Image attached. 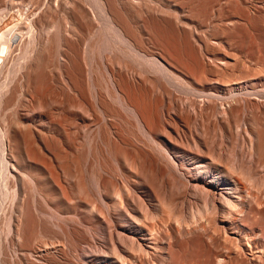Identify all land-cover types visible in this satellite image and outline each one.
<instances>
[{
	"label": "rangeland",
	"instance_id": "374dc122",
	"mask_svg": "<svg viewBox=\"0 0 264 264\" xmlns=\"http://www.w3.org/2000/svg\"><path fill=\"white\" fill-rule=\"evenodd\" d=\"M9 7L0 142L21 120L28 164L0 167V264H264V0Z\"/></svg>",
	"mask_w": 264,
	"mask_h": 264
},
{
	"label": "bare ground",
	"instance_id": "6f19581e",
	"mask_svg": "<svg viewBox=\"0 0 264 264\" xmlns=\"http://www.w3.org/2000/svg\"><path fill=\"white\" fill-rule=\"evenodd\" d=\"M17 1V0H16ZM30 1V0H29ZM35 1V0H34ZM37 1V0H36ZM39 1V0H38ZM67 2V1H66ZM7 3V2H6ZM24 3V2H23ZM22 3V4H23ZM27 3H30V2H27ZM75 3L76 2H74V5L73 6H75ZM2 4V3H1ZM14 4V3H13ZM21 4V5H22ZM31 4V3H30ZM29 4V5H30ZM37 4V3H36ZM67 4V3H66ZM114 4V3H113ZM11 5H12V3H11ZM15 5L17 6V4L15 3ZM32 5V4H31ZM68 5V4H67ZM70 5H71V2H70ZM61 6V5H60ZM72 6V7H73ZM83 6V5H82ZM12 9H13V5L12 6H10ZM9 7V9L8 10H6V11H2V12H4L5 14L3 15V13H2V16L0 17V69H1V65L3 66V64H2V62H4L5 61V58L7 57L6 55L8 54V53H11V50H12V45H13V43L18 39V38H20V36H21V33H22V28L25 26L24 24H25V22L24 21H26L27 20V18H26V20H24V19H22V18H24L23 16L24 15H26L25 14V12H26V10H25V12L23 11V7H24V5H23V7L21 8V9H16V10H11V8ZM71 8V7H70ZM74 9L76 8V7H73ZM81 8V7H80ZM26 9V8H25ZM49 9V8H48ZM72 10V9H71ZM79 10H81V9H79ZM117 10V9H116ZM32 11V10H31ZM1 12V11H0ZM69 12H71L70 10L68 11V13ZM85 12V11H84ZM27 13V12H26ZM65 13V12H64ZM24 14V15H23ZM33 14H34V12H33ZM45 14V13H44ZM43 14V15H44ZM81 14V13H80ZM87 14V13H86ZM71 15V14H70ZM29 16V15H28ZM33 16V15H32ZM40 16V15H39ZM69 16V15H68ZM26 17V16H25ZM42 17V16H41ZM33 18V17H32ZM72 18H74V17H72ZM76 18V17H75ZM35 19V18H34ZM45 19V18H44ZM68 19V18H67ZM88 19V18H87ZM22 20H24V21H22ZM39 20V19H38ZM50 20L51 19H49V22H50ZM72 20V19H71ZM86 20V19H85ZM84 20V22H86ZM31 21V20H30ZM30 21H29V23H30ZM77 21H78V19H77ZM47 22H48V20H47ZM79 22V21H78ZM39 23V22H38ZM42 23V22H41ZM73 23V22H72ZM75 23H77V22H75ZM28 24V23H27ZM31 24V23H30ZM46 24V23H45ZM88 24V23H87ZM75 26H76V24H74ZM73 25V26H74ZM54 26V25H53ZM52 26V27H53ZM78 26V25H77ZM93 26V25H92ZM89 27V26H88ZM81 28V27H80ZM43 29H44V27H43ZM50 29H51V27H50ZM123 29V28H122ZM28 30V29H27ZM26 30V31H27ZM42 30V29H41ZM26 31H25V33H26ZM29 31H31V30H29ZM28 31V32H29ZM35 31V30H34ZM50 31V30H49ZM62 31V30H61ZM77 31H79V30H77ZM27 32V33H28ZM48 32V31H47ZM46 32V33H47ZM54 32V31H53ZM24 33V32H23ZM35 32H33V34H34ZM45 33V34H46ZM50 33V32H49ZM76 33V32H75ZM82 33H83V31H82ZM30 34V33H29ZM28 34V35H29ZM42 34V33H41ZM84 34H85V31H84ZM23 35V34H22ZM35 35V34H34ZM48 35V34H47ZM51 35H53V34H51ZM80 35V34H79ZM32 36V35H31ZM66 36V35H65ZM22 37V36H21ZM33 37V36H32ZM36 37V36H35ZM31 38V37H30ZM29 38V39H30ZM43 38V37H42ZM76 38V37H75ZM85 38V37H84ZM16 39V40H15ZM50 39V38H49ZM53 39V38H52ZM80 39V38H79ZM42 40V39H41ZM29 41V40H28ZM34 41V40H33ZM43 41H45V40H43ZM47 41H48V39H47ZM26 42V41H25ZM48 44H50V42L48 43L47 42V45ZM52 44V43H51ZM76 45V44H75ZM15 46V45H14ZM20 46H21V43H20ZM22 47V46H21ZM49 47H50V45H49ZM44 48V47H43ZM78 48V47H77ZM47 49V48H46ZM50 49H51V47H50ZM19 50V49H18ZM42 50V49H41ZM48 52H49V50H47ZM110 51V50H109ZM41 52V51H40ZM52 52H54V51H52ZM28 53V52H27ZM72 53V52H71ZM44 54V53H43ZM10 55V54H9ZM44 55H46V53L44 54ZM49 55H50V53H49ZM54 55V54H53ZM56 55V54H55ZM54 55V56H55ZM9 57V56H8ZM38 57V56H37ZM36 57V58H37ZM43 57H45V56H43ZM42 57V58H43ZM68 57V56H67ZM35 58V57H34ZM35 58V59H36ZM40 58V57H39ZM44 59V58H43ZM49 59V58H48ZM51 59H52V57H51ZM67 59V58H66ZM72 60V59H71ZM33 61H36V60H33ZM50 61V60H49ZM42 62H44V60L42 61ZM81 62V61H80ZM7 63V62H6ZM32 63V62H31ZM37 63H39V62H37ZM47 63H48V61H47ZM5 64V63H4ZM43 64V63H42ZM40 65H41V63H40ZM73 65V64H72ZM6 66V65H5ZM26 66V65H25ZM42 66V65H41ZM37 67H38V65H37ZM5 68L6 67H4V70H5ZM39 68V67H38ZM37 68V69H38ZM40 69V68H39ZM34 72V71H33ZM80 72H81V70H80ZM58 73V72H57ZM75 73V72H74ZM82 73V72H81ZM85 73V72H84ZM3 74H4V72H3ZM27 75V74H26ZM67 76H68V74H67ZM83 76V75H82ZM29 79V78H28ZM79 79V78H78ZM82 79V78H81ZM3 80V79H2ZM76 80V79H75ZM13 81V80H12ZM21 82V81H20ZM37 81H35V83H36ZM22 83V82H21ZM81 83V82H80ZM77 84H78V82H77ZM85 84V83H84ZM2 85H3V83H2ZM81 85V84H80ZM14 86V85H13ZM71 86V85H70ZM2 87V86H1ZM16 87V85L14 86V88ZM73 87V86H72ZM75 87V86H74ZM86 87V86H85ZM89 87V86H88ZM84 88V87H83ZM5 89V88H4ZM16 89V88H15ZM73 89V88H72ZM12 89H10V91H11ZM14 90V89H13ZM75 90V89H74ZM2 91H3V89H2ZM5 91V90H4ZM12 93L9 95V96H7V97H5V94L3 95L4 97H2V96H0V97H2V99H4V98H7L6 99V102L4 101V103L6 104V107H8V106H11L12 104H13V102H14V100L16 99L15 98V91H11ZM2 93V92H1ZM8 93H10V92H8ZM54 93V92H53ZM70 93V92H69ZM82 93V92H81ZM86 93V92H85ZM78 94H80V92L78 93ZM87 94V93H86ZM74 96V95H73ZM77 96V95H76ZM34 97V96H33ZM87 97V96H86ZM69 98V97H68ZM1 99V100H2ZM74 99V98H73ZM84 99V98H83ZM0 100V101H1ZM5 100V99H4ZM76 100V99H75ZM3 101V100H2ZM1 101V102H2ZM75 102V101H74ZM81 103V102H80ZM2 105V103L0 104V106ZM13 106H14V104H13ZM2 108H3V105H2ZM1 108V109H2ZM5 108V107H4ZM14 108V107H13ZM0 109V110H1ZM10 109V108H9ZM11 109H12V107H11ZM43 110V109H42ZM3 111V110H2ZM33 111V110H32ZM69 111V110H68ZM6 112V111H5ZM11 113H9V115H10ZM16 114V113H15ZM1 117V116H0ZM15 119V118H14ZM20 119V118H19ZM21 121V120H20ZM20 121H18V120H13L12 122H11V124H10V121H9V124H10V126H9V128L7 129L8 130V132H7V145H5L4 144V146L3 145H1V142H0V167H4L5 165H8V164H10V165H14L15 167H24L25 165L27 166V164H26V158H25V156H24V150H22L23 148H22V146H21V144H20V138H19V135H20V132L23 130L22 129V127L24 126H21L20 127V124H21V122ZM23 122V121H22ZM48 123H49V121H48ZM75 124V123H74ZM26 125V124H25ZM52 125V124H51ZM56 125V124H55ZM58 125V124H57ZM60 125V124H59ZM69 125V124H68ZM74 126V125H73ZM20 127V128H19ZM51 127V126H50ZM56 127V126H55ZM4 128V127H3ZM28 128H29V126H28ZM28 128H27V131H28ZM66 128H67V126H66ZM65 128V129H66ZM20 129V130H19ZM52 129V128H51ZM24 130H26V129H24ZM37 130V129H36ZM53 130V129H52ZM67 130V129H66ZM65 130V131H66ZM31 131V130H30ZM50 131V130H49ZM42 132V131H41ZM47 132V131H46ZM27 133L29 134V132H25V134H26V136H28L27 135ZM69 133V132H68ZM21 134H24V132L22 133L21 132ZM31 134V133H30ZM44 134V133H43ZM47 134V133H46ZM41 135H42V133H41ZM52 135H54V134H52ZM51 135V137H53ZM66 135H67V133H66ZM21 136V135H20ZM33 136V135H32ZM40 136V135H39ZM47 136H49V134H47ZM75 136V135H74ZM22 137H24V136H22ZM41 137V136H40ZM50 137V136H49ZM51 137H50V140H51ZM29 138V137H28ZM44 138V137H43ZM57 138V137H56ZM76 138V137H75ZM30 139V138H29ZM33 139H34V136H33ZM41 139V138H40ZM24 140V139H23ZM43 140H45V139H43ZM26 141V140H25ZM31 141V140H30ZM38 141V140H37ZM71 141V140H70ZM45 142L46 141H44V144H45ZM48 142V141H47ZM5 143V142H4ZM32 143V142H31ZM40 143V142H39ZM3 144V143H2ZM48 144V143H47ZM34 145V144H33ZM33 145H32V147H33ZM39 146H40V144H38ZM38 145H36V146H38ZM49 145V144H48ZM39 146H38V148H39ZM31 147V148H32ZM65 147V146H64ZM37 148V149H38ZM58 148V147H57ZM35 149V148H34ZM42 149V148H41ZM49 149H50V147H49ZM48 149V150H49ZM51 149H53V148H51ZM45 150V149H44ZM56 150V149H55ZM38 151V150H37ZM52 151V150H51ZM61 151V150H60ZM70 151V150H69ZM39 152V151H38ZM41 152H43V150L41 151ZM52 152H54V151H52ZM27 153V152H26ZM25 153V154H26ZM33 153V152H32ZM29 154V153H28ZM27 154V155H28ZM43 154V153H42ZM45 154V153H44ZM62 156V155H61ZM30 158V157H29ZM10 160H12V161H10ZM13 162V163H12ZM43 162H45V161H43ZM46 163V162H45ZM41 164V163H40ZM51 164V163H50ZM33 165V164H32ZM54 165V164H53ZM46 166V168H48L47 167V164L45 165ZM6 167V166H5ZM14 167V168H15ZM54 167V166H53ZM50 169H52V167H49ZM57 168V167H56ZM6 169V168H5ZM50 169H48L49 171H50ZM55 169V168H54ZM2 170V169H1ZM0 170V171H1ZM7 170V169H6ZM59 171V170H58ZM19 172V171H18ZM23 173V172H22ZM57 173V171L55 172V174ZM5 174V173H4ZM52 174V173H51ZM24 175V174H23ZM61 175V174H60ZM7 176V175H6ZM21 176V175H20ZM53 176V175H52ZM58 176V175H57ZM62 176V175H61ZM27 177H28V175H27ZM36 177L38 178L39 176H37L36 175ZM51 177V176H50ZM14 178H16V177H14ZM32 178V177H31ZM36 178V179H37ZM49 178V177H48ZM29 179V178H28ZM42 179V178H41ZM44 179V178H43ZM42 179V180H43ZM26 180V179H25ZM58 180V179H57ZM61 180V179H60ZM40 181V180H39ZM46 181L48 182V183H50V181H48V179H46ZM57 182V181H56ZM58 182H60V181H58ZM8 183V182H7ZM23 183V182H22ZM54 183H55V180H54ZM54 183H52V184H54ZM235 186L233 187V186H231V183L230 182H228V183H225V185H226V189H227V193H234V189H237V190H239V192H240V196H242L243 198H244V195H243V193H242V191H243V189H244V187H245V185H244V183H243V181H242V179L240 178V177H236V180H235ZM17 184V183H16ZM24 185H25V183H23ZM7 185V184H6ZM23 185V186H24ZM48 185V184H47ZM52 186V185H51ZM58 186H59V183H58ZM64 186V185H63ZM10 187V186H9ZM37 187V186H36ZM42 187V186H41ZM61 187V186H60ZM40 189V188H39ZM63 189V188H62ZM40 190H38V192H39ZM251 191V190H250ZM52 193V192H51ZM63 192H61L60 194H62ZM42 194V193H41ZM54 194H55V192H54ZM47 195V194H46ZM48 195H49V193H48ZM48 195H47V197H48ZM256 195V194H255ZM15 196V195H14ZM58 196V195H57ZM56 196V197H57ZM61 196V195H60ZM34 197V196H33ZM44 197V196H43ZM46 197V196H45ZM54 197V196H53ZM49 199H50V197H49ZM64 199V198H63ZM55 200V199H54ZM58 201V200H57ZM27 206V205H26ZM61 208V207H60ZM20 210V209H19ZM56 210V209H55ZM58 210V209H57ZM59 211V210H58ZM55 213V212H54ZM13 215V214H12ZM24 218V217H23ZM262 219V217L260 218V219H255L256 220V223H262L263 221L261 220ZM25 221V220H24ZM24 223V222H23ZM40 223V222H39ZM27 224V223H26ZM25 223L23 224V225H26ZM24 227V226H23ZM36 228V227H35ZM26 229V228H25ZM28 229V228H27ZM46 229V228H45ZM25 231V230H24ZM41 231V230H40ZM39 231V232H40ZM30 232V231H29ZM42 232V231H41ZM40 232V233H41ZM45 232V231H44ZM149 232V231H148ZM154 232V231H153ZM153 232H151L150 231V235H151V233H152V235L151 236H153L154 234H153ZM26 233V232H25ZM43 233V232H42ZM147 234V233H146ZM12 235H13V233H12ZM33 235V234H32ZM150 235H149V237H150ZM24 236V235H23ZM158 236V235H157ZM27 237V236H26ZM145 237V236H144ZM148 237V236H147ZM146 237V238H147ZM149 237H148V239H149ZM57 238V237H56ZM150 238H152V237H150ZM156 236H154L152 239H154V240H156ZM41 239H42V237H41ZM158 239V238H157ZM161 239V238H160ZM22 240V239H21ZM43 240V239H42ZM150 240V239H149ZM154 240H153V242H154ZM60 242V241H59ZM151 242V241H150ZM54 245V244H53ZM169 252V251H168ZM139 255V254H138ZM117 262V261H116Z\"/></svg>",
	"mask_w": 264,
	"mask_h": 264
}]
</instances>
